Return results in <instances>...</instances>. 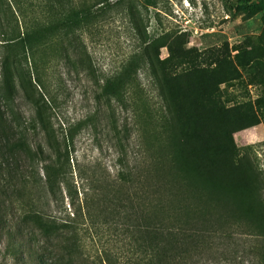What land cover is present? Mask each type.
I'll return each mask as SVG.
<instances>
[{
	"label": "rangeland",
	"instance_id": "obj_1",
	"mask_svg": "<svg viewBox=\"0 0 264 264\" xmlns=\"http://www.w3.org/2000/svg\"><path fill=\"white\" fill-rule=\"evenodd\" d=\"M131 1L129 13L112 11L70 44L48 48L38 72L45 90L29 58L22 60L16 95L22 120L34 119L38 140H48L51 152L67 153L77 206L92 166L114 179L134 163L143 127L136 96L119 102L114 74L144 53L139 84L154 112L163 105L159 90L165 95L170 130L190 148L204 190L218 198L229 224L196 264H264V3ZM14 219L4 213L5 223ZM129 242L117 227L91 228L73 264H106V254L133 260ZM6 245L0 236V264H22Z\"/></svg>",
	"mask_w": 264,
	"mask_h": 264
},
{
	"label": "trees",
	"instance_id": "obj_2",
	"mask_svg": "<svg viewBox=\"0 0 264 264\" xmlns=\"http://www.w3.org/2000/svg\"><path fill=\"white\" fill-rule=\"evenodd\" d=\"M132 9L131 0H0V236L17 262L73 264L83 257L89 229L113 226L127 236L134 259L106 254V264H196L229 225L218 198L204 190L190 148L170 130L165 95L159 88L163 105L154 112L139 84L138 69L147 66L144 53L128 58L114 74L119 102L136 96L137 124L143 127L134 163L114 179L92 166L77 206L67 153L51 152L48 140H38L34 119L25 123L17 110L23 59L29 58L45 90L38 72L53 43L70 44L106 14ZM6 212L15 213L12 223L4 222Z\"/></svg>",
	"mask_w": 264,
	"mask_h": 264
}]
</instances>
